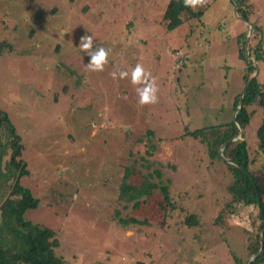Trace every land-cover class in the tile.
Returning a JSON list of instances; mask_svg holds the SVG:
<instances>
[{
    "label": "rangeland",
    "instance_id": "1",
    "mask_svg": "<svg viewBox=\"0 0 264 264\" xmlns=\"http://www.w3.org/2000/svg\"><path fill=\"white\" fill-rule=\"evenodd\" d=\"M169 1L0 0V42L13 47L0 55V113L24 146L29 175L20 185L39 201L25 218L55 233V252L65 264H236L233 256L249 264L255 257L244 249L259 228L256 209L232 202L229 167H208L207 152L197 142L176 146L167 138L232 120V104L243 90L238 39L247 24L264 21V0H241L242 9L249 7L248 22L238 18L230 1L206 0L193 9L201 15L188 16L167 32L158 21ZM261 29L258 40L264 44V25ZM85 34L93 37L94 47L110 50L102 72L86 67L90 57L79 48ZM172 49L179 57L196 52L178 66L179 73L177 64L164 61ZM137 63L157 86L164 83L154 104L140 105L132 96L143 87L131 83ZM121 71L129 77L120 79ZM263 73L264 68L253 75ZM175 82L181 88L174 91ZM248 110V157L253 170L262 171L254 173L261 186L264 152L256 131L262 111L256 104ZM159 125L163 128L142 148L147 166L128 136ZM0 139L9 140L2 127ZM133 165L140 175L150 173V180L155 170L163 185L170 180L175 209L169 216L159 188L140 197L136 209H131L134 201L124 200L131 197L120 196L123 171ZM14 179L0 187V206L11 197ZM129 179L137 186L142 180L135 174ZM187 215L197 219L196 226L185 227ZM130 217L138 221L126 226Z\"/></svg>",
    "mask_w": 264,
    "mask_h": 264
},
{
    "label": "trees",
    "instance_id": "2",
    "mask_svg": "<svg viewBox=\"0 0 264 264\" xmlns=\"http://www.w3.org/2000/svg\"><path fill=\"white\" fill-rule=\"evenodd\" d=\"M246 1L250 2L251 0ZM233 3L236 4V14L242 17L244 22H248L246 10L248 11L249 7L242 9L243 3H241V0H231V7H233ZM240 10H243V12H240ZM196 15H201V12L195 13L193 12V8L185 7L183 0H170L158 24L163 30L171 32L186 22L188 16L195 17ZM129 25L131 27L133 23L130 22ZM247 27L248 25L244 27L246 33L244 31L239 37V41L237 40V59L242 65L240 80L243 85V90L235 96V100L232 104L233 111L235 112L232 120L223 125L195 128L193 131L185 129L183 134L179 137L169 136L171 133L167 132L169 134L167 139L168 141L172 140L173 143H176V146H180L178 143L182 141H184L187 146V142L190 143L189 141H191L190 146L193 147L194 143L197 142L199 147L201 146L203 151L207 152L208 167H214L216 164L218 166L221 165L223 168L225 166L229 167V172L233 181L227 188V192L232 195V202L234 201L236 204H242L244 207L248 206L255 208L257 220L259 222V228L256 229L257 232L255 231L253 236L251 233L248 234L252 236L253 241L251 244H247L249 249H244V252L249 255L255 254V257L249 264H264V182L261 186H258L255 182L256 177H254V173L262 171L253 170L252 163L248 157L247 148V133L249 132V126L252 120L251 113L248 109L252 104H256L262 111L261 124L257 128L256 138L258 140L259 150L264 152V73L263 75H255L250 81L253 77L252 75L256 71L254 62L257 64L258 70L260 69L262 71L264 68V52L261 51L262 41L258 40L260 38V29L254 25L255 34L250 39L251 42L249 46H247L249 55L246 54L244 46L246 34L248 32ZM4 51L11 52L13 51V47L6 41H1L0 55L3 54ZM171 53L170 55H164V61L170 59L172 61L171 66L177 64V73H179L178 66L185 64L187 58H191L192 60L193 56L196 54V52H190L186 53L183 57H179L180 54H178L177 49H172ZM175 55H178V58ZM250 55L254 57V60H250ZM163 84L164 83H161L158 86L162 87L161 85ZM247 84L248 87L246 88ZM174 86L175 87H171L170 89L175 91L181 88L179 87L181 86L180 83L175 82ZM65 91L64 88V92ZM243 92V105L240 110L236 111L240 96ZM178 95L177 93L175 94V96ZM132 96H135V100L138 101L139 97L137 92L136 95ZM160 96L161 95H159V97ZM126 123L129 124L130 122L126 121L125 123H121V125H125ZM239 126L243 129V132L241 138L237 139ZM0 127L4 129L9 139L8 142H4L0 139V187L7 185L10 178H15L10 191L12 198H6L4 204L0 206V264H65L63 258L59 257L55 252V249L59 246L55 233L51 229L33 224L25 218L27 211L39 207V201L33 196L30 189L20 185V179L29 175L27 163L23 159L24 146L22 143L20 144V137L16 134L14 127L8 121L4 113H0ZM160 128L163 127L159 125L153 130L150 128L139 137L128 136V144L130 143L129 145H131L136 152H139L140 157L147 163V166L149 163L143 154H141L143 152L142 148L148 144V141L151 143V137L157 129ZM122 133L124 135L127 134V130L124 129ZM231 139L233 140L228 142ZM226 142L228 143L223 147L221 152L222 155L220 156L218 149ZM150 147L153 148V145L151 144ZM199 147L197 146V149ZM192 154L195 155V152H192ZM224 159H228V161ZM3 160H5L4 166H2ZM134 166L135 165H133L132 168L127 167L123 171L119 186L120 196L131 197V199L124 200L127 201V204L134 201L135 203L131 206V209H136L140 204V197H148L152 194V190L159 188L163 197V204L166 206L164 211H166V216H169L172 210L175 209L173 205L174 201L172 200L169 190L170 180H166L167 184L163 185L160 180V172L155 170L151 173L157 178L158 182H153L154 177L150 180V173L140 175L135 171ZM174 171H176V168ZM132 174L142 178L138 186L133 184L129 179ZM229 205L230 204H227L228 208ZM220 215L221 216H218L216 219L217 224L222 222L221 219L223 218V214L220 213ZM127 221L131 223H127L126 226L131 224L135 225L138 220L130 217ZM196 222L197 219L194 216L187 215L183 224L185 227L190 228L196 226ZM233 259L236 264L245 263L241 258L233 256Z\"/></svg>",
    "mask_w": 264,
    "mask_h": 264
},
{
    "label": "clouds",
    "instance_id": "3",
    "mask_svg": "<svg viewBox=\"0 0 264 264\" xmlns=\"http://www.w3.org/2000/svg\"><path fill=\"white\" fill-rule=\"evenodd\" d=\"M206 0H183L185 7H192L195 9L197 6H203ZM79 48L90 57L86 67L91 71L102 72L105 65L108 63V49L104 47H94V40L91 35L85 34L80 38ZM113 79L117 78V73L114 71L111 73ZM119 78L125 79L129 77L127 71L119 72ZM150 73H147L142 64L137 63L134 69L131 71V83L133 85H143V87H137L136 92L139 97L138 103L140 105L154 104L158 102L157 92L158 86L155 82V78L149 79Z\"/></svg>",
    "mask_w": 264,
    "mask_h": 264
},
{
    "label": "water",
    "instance_id": "4",
    "mask_svg": "<svg viewBox=\"0 0 264 264\" xmlns=\"http://www.w3.org/2000/svg\"><path fill=\"white\" fill-rule=\"evenodd\" d=\"M235 6H236V5H234V12L236 13V7H235ZM248 26H249V28H248V34H247L246 44L249 43V39H250V37H251L250 35L252 34L253 29L255 28L254 25H252V24H248ZM254 64H255L256 70H258V67H257V65H256L255 62H254ZM255 75H256V74H255ZM255 75H253V77L250 79V81L254 78ZM247 87H248V84L246 85V88H247ZM244 92H245V91H244ZM244 92H243V94L240 96V99H239V105H238L236 111H237V110H240L241 107H242V105H243ZM239 133H242V128H241L240 126H239ZM239 133H238V134H239ZM232 140H233V139L229 140L228 142H230V141H232ZM228 142H226V143L223 144L221 147H219V149H218V153L220 154V156L222 155L221 152H222V150H223V147H224ZM229 163H230V162H229Z\"/></svg>",
    "mask_w": 264,
    "mask_h": 264
},
{
    "label": "crops",
    "instance_id": "5",
    "mask_svg": "<svg viewBox=\"0 0 264 264\" xmlns=\"http://www.w3.org/2000/svg\"><path fill=\"white\" fill-rule=\"evenodd\" d=\"M228 1H230L231 2V0H228ZM251 4H253V0H251V2H250ZM234 4V3H233ZM234 6V5H233ZM237 15V14H236ZM238 16V15H237ZM238 18H239V16H238ZM257 24V23H256ZM248 25V24H247ZM262 25H264V21L261 23V24H257V27L260 29V37H261V35H262V33H263V31H262V29H261V26ZM249 28V26L247 27V29ZM264 44L262 43V45L261 46H263ZM235 114V112L233 111V115Z\"/></svg>",
    "mask_w": 264,
    "mask_h": 264
}]
</instances>
